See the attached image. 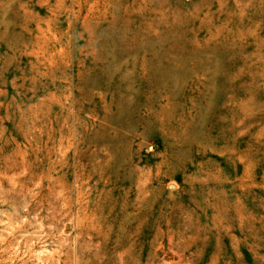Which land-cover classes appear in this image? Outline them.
Listing matches in <instances>:
<instances>
[{
	"label": "rangeland",
	"instance_id": "obj_1",
	"mask_svg": "<svg viewBox=\"0 0 264 264\" xmlns=\"http://www.w3.org/2000/svg\"><path fill=\"white\" fill-rule=\"evenodd\" d=\"M0 264H264V0H0Z\"/></svg>",
	"mask_w": 264,
	"mask_h": 264
}]
</instances>
